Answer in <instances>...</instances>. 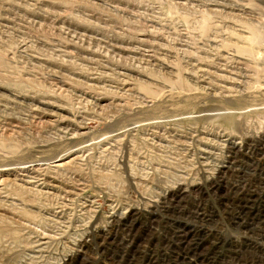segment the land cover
<instances>
[{"label": "rangeland", "instance_id": "rangeland-1", "mask_svg": "<svg viewBox=\"0 0 264 264\" xmlns=\"http://www.w3.org/2000/svg\"><path fill=\"white\" fill-rule=\"evenodd\" d=\"M263 168L264 0H0V264H264Z\"/></svg>", "mask_w": 264, "mask_h": 264}, {"label": "bare ground", "instance_id": "bare-ground-1", "mask_svg": "<svg viewBox=\"0 0 264 264\" xmlns=\"http://www.w3.org/2000/svg\"><path fill=\"white\" fill-rule=\"evenodd\" d=\"M230 145H228L227 146V148L228 149H230L232 152H234V153H236L238 150H240V147H239V143L238 142H230L229 143ZM207 151V150H206ZM238 153H239V151H238ZM235 156V155H234ZM229 157V156H228ZM235 158V157H234ZM229 159H231V160H233V162L232 161H226V164L225 165H223L222 167H221V170L223 169V170H227V169H229V168H232L231 166L232 165H229V164H233L234 163V159L233 158H229ZM254 162V161H253ZM262 165V164H261ZM264 169V168H263ZM202 192V191H201ZM243 193V192H242ZM241 194V193H240ZM245 194V193H244ZM248 194V193H247ZM246 194V195H247ZM173 195V194H172ZM244 196V195H243ZM178 197V196H177ZM246 199V198H245ZM178 200V199H177ZM240 200V199H239ZM243 200V199H242ZM175 201V200H174ZM177 202V201H176ZM244 203V202H243ZM165 208V207H164ZM176 208V207H175ZM179 208V207H178ZM162 209V208H161ZM171 209V208H170ZM179 210V209H178ZM167 215V214H166ZM169 215V214H168ZM114 218V217H113ZM119 221V220H118ZM116 222V221H115ZM131 229V228H130ZM201 229V228H200ZM190 231V230H189ZM188 232V231H187ZM202 232V231H201ZM184 235V234H183ZM193 261V260H192Z\"/></svg>", "mask_w": 264, "mask_h": 264}]
</instances>
